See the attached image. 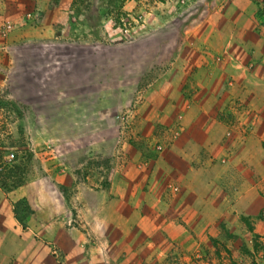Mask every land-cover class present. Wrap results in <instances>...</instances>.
Segmentation results:
<instances>
[{
	"label": "crops",
	"instance_id": "obj_1",
	"mask_svg": "<svg viewBox=\"0 0 264 264\" xmlns=\"http://www.w3.org/2000/svg\"><path fill=\"white\" fill-rule=\"evenodd\" d=\"M22 2L5 1L1 15L7 8L18 11ZM123 8L141 9L131 0ZM169 11L166 19L151 17L146 33L135 30L123 41H113L101 28L96 35L74 34L65 42L64 33L71 29L66 19H43L33 31L10 34L7 43L21 50L0 51V74L7 64L10 69L17 63L48 68L33 78L35 97H23V131L29 135L37 128L39 149L47 151L50 143L54 155L71 154V163L82 164L84 156L115 155L118 165L105 183L102 176L78 178L61 162L34 180L26 170L22 185L9 192L0 189V264H52L44 239L63 247L60 223L52 221L61 217L50 211L63 185L87 188L83 196L93 199L89 218L96 219L91 228L105 242V248L90 245L89 258L67 264H103L105 254L112 264H141L152 254L147 256L151 245H142L143 232L133 226V203L145 197L134 196V189L146 182L149 187L165 186L179 169L191 173L192 162L200 161L203 152L229 155L228 165L241 171L243 161L252 165L259 156L264 161V0H192ZM146 42L154 51L151 65L163 67L145 87L136 121L144 127L142 139L160 141L163 148L144 165L138 162L141 153L120 141L116 116L127 105V91L146 79L144 70L131 75L125 71L126 58L144 53ZM126 47H131L128 55ZM113 60L117 66L111 74ZM145 146L148 151L154 147L150 141ZM185 181L198 184L189 175ZM20 199L32 210L27 225L13 213V203ZM47 219L55 231H44Z\"/></svg>",
	"mask_w": 264,
	"mask_h": 264
},
{
	"label": "rangeland",
	"instance_id": "obj_2",
	"mask_svg": "<svg viewBox=\"0 0 264 264\" xmlns=\"http://www.w3.org/2000/svg\"><path fill=\"white\" fill-rule=\"evenodd\" d=\"M5 1L9 0H0V5ZM125 1L23 0L18 11L12 13L7 8L3 15L0 12V51H20V46L7 43L10 34L16 36L28 29L33 31L43 23V19H66L69 28L74 29L73 32L69 29L64 33L65 42H70L74 34L96 35L101 28L109 33L113 41L128 40L135 30L144 32L151 17L159 14L162 19H166L171 14L169 7L178 9L192 0H131L141 8L133 10L123 8ZM6 24H13V29L6 30ZM110 38L106 41L112 42ZM64 47L71 48L68 45ZM124 52L128 55L131 47H126ZM153 52L150 43L146 42L144 53L136 58H126L127 75L141 70L147 75L138 89L127 91V105L116 116L120 141L134 148L138 146L140 149H136L141 153L138 162L142 160L144 165L151 159V155L156 157L157 152L163 148L160 141L153 140L151 143L152 139L149 138L145 142L139 133L140 128L144 130V127H140L136 121L137 111L145 101V87H148L152 75L163 67L151 65L149 61L153 58ZM109 64L113 74L117 60ZM6 67L5 72L0 74V145L4 147L3 160L9 161V164L25 166L27 178L31 180L63 162L68 163L70 172L78 178L88 174L94 178L102 176L103 182H107L112 169L118 165L115 155L104 158L84 156L82 164L71 163V154L54 155L50 143L45 148L47 151L39 149L37 128L35 131L31 128L29 135L23 131V97L26 93H29L31 100L35 97L31 89L32 83L36 81L33 78L48 68L38 69L36 65L22 66L21 63L13 65L11 69L8 64ZM148 141L154 146L150 151L145 146ZM10 152L14 154L12 159L7 157ZM119 154H123V150L118 151ZM213 154L216 155H205L203 152L200 161L192 162L191 167L195 170L188 174L179 169L170 174L165 186L149 187L146 182L139 190L134 189V196L145 197L133 203V226L143 232L139 235L142 245H151L147 256L152 254L150 260L144 258L141 264H253L254 261L264 264V161L261 156L252 165L243 161L240 168L245 170L241 171L234 169L233 164L228 165L229 155H220L219 152ZM187 175L198 184L188 186L185 181ZM249 179L253 183L249 184ZM83 189L87 188L63 185L58 188L59 201L51 204L53 216L61 217L52 221L60 223L57 228L63 246L61 248L60 245L49 244L45 237L52 264H67L69 261L77 263L83 257L89 258L91 253H88V249L92 244L105 248V242L99 240L92 231L91 227L96 221L89 218L93 199L83 196ZM154 196H165L166 199L156 200ZM18 212L27 225L32 210L29 213L25 205L20 204ZM47 220L48 225L44 231H55L49 224L51 220ZM254 244H257V249ZM106 256L103 257V264H112Z\"/></svg>",
	"mask_w": 264,
	"mask_h": 264
},
{
	"label": "trees",
	"instance_id": "obj_3",
	"mask_svg": "<svg viewBox=\"0 0 264 264\" xmlns=\"http://www.w3.org/2000/svg\"><path fill=\"white\" fill-rule=\"evenodd\" d=\"M140 149L138 146L136 147ZM10 162L7 160H3L2 158V152L0 150V188L4 192H9L20 185L23 184L25 180V171L26 167L17 165V164H9ZM24 204L26 209L29 210V207L27 205V202L25 199H20L13 203V213L15 218L21 222L22 219L19 217V205ZM254 248L257 249V244H254ZM248 253H250L248 251ZM253 264H257L255 261Z\"/></svg>",
	"mask_w": 264,
	"mask_h": 264
},
{
	"label": "built area",
	"instance_id": "obj_4",
	"mask_svg": "<svg viewBox=\"0 0 264 264\" xmlns=\"http://www.w3.org/2000/svg\"><path fill=\"white\" fill-rule=\"evenodd\" d=\"M5 28H6V30L13 29V24H6ZM7 157H8V159H12L14 157V154L12 152H10Z\"/></svg>",
	"mask_w": 264,
	"mask_h": 264
}]
</instances>
